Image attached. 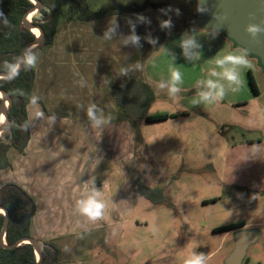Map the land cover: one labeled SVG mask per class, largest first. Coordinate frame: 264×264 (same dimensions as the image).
Wrapping results in <instances>:
<instances>
[{"label": "rangeland", "instance_id": "rangeland-1", "mask_svg": "<svg viewBox=\"0 0 264 264\" xmlns=\"http://www.w3.org/2000/svg\"><path fill=\"white\" fill-rule=\"evenodd\" d=\"M108 1L110 0H88V3L92 10H97ZM115 1L122 4H141L145 0ZM152 1L164 2L165 6L162 9L148 8L141 13L122 14L92 21V29H95L92 34L99 35L97 40L92 39V59H103L96 64L92 62V68L95 65L97 70H94L101 77L106 75V67H112L113 72H120L122 67H127L132 74L131 67L139 61L143 67V71H140L142 77L153 81L155 92L158 94L153 111L172 113L184 107L190 111L192 126L187 129V135L185 130L175 123L142 127L141 135L145 143L140 142L139 155L129 162L130 169L140 168L145 171L143 183L149 187L161 188L162 193L158 196L161 195L163 199L160 203H152L136 195L137 202L124 212L121 222L109 225L106 230L92 232V246L82 248L78 254L73 252L72 245L65 247L64 254L60 253L61 262L184 264L190 254L189 242L196 241L200 245L196 251L206 255L207 264H223L224 257L232 248L233 239L231 236L225 237L224 232L213 233L212 228L246 221L256 223L253 228L261 233L260 241L249 249L248 257L251 264H264V73L258 61L249 56L252 67L241 70L242 87L235 93L228 91L223 101L194 106L192 100L201 90L196 86V82L182 86L177 98L170 97L166 89L160 90L157 87L159 80L153 76L151 67L159 66L161 71L157 69L156 73L157 76H163V80L169 79L173 66L181 69L179 63L164 62L172 57L161 50V46H164L175 58L188 62L186 71H181L182 75L201 70L199 60L189 61L184 57L180 39L173 36L188 32L191 25L197 27V0ZM72 8L74 10V7ZM176 9L180 10L179 15L176 14ZM70 15L71 12H68L62 20L54 44L62 45L63 39L84 40L87 44H73L74 51L82 50L84 44L91 45L88 40L90 22L78 23L79 21L70 19ZM138 15L147 17L150 23L137 22ZM33 17L42 19L38 13L30 17V20ZM169 17L173 27L162 29L160 22ZM129 19L145 28L140 47L123 45L119 28L111 40L104 38L105 25H109L110 21L117 20L119 24H126ZM72 24L76 26L72 27L75 29L73 32L70 27ZM128 33L130 34V30ZM190 33L199 44L205 47L207 45L209 66L205 72L209 76V71L215 68L213 59L228 53L234 45L220 34L214 38L210 34L200 32L199 28ZM148 36L157 39L156 45L148 43L145 39ZM218 39L227 43V49L226 43L224 46L216 45V42H220ZM52 49L53 45L41 49L37 54L38 58L41 59V56H45ZM198 51L201 52V49ZM68 52L75 54L69 49ZM104 59H107V62ZM79 64L82 70H90L88 62L82 61ZM77 65L72 63L69 67L73 66L75 70ZM216 70L220 71L218 68ZM248 71H251L254 78L258 95H254L251 90ZM77 75L81 79L69 77L70 82H66L67 85L71 83L76 90L84 92L83 87L90 86L89 80L95 82L80 72ZM105 82L106 79H96V83L101 85L100 88ZM218 82L226 89L229 88L226 81ZM65 87L72 89V86ZM111 175L110 173L107 178L110 179ZM102 184L113 187L116 184L115 177L111 182L104 181ZM246 188L249 191H246ZM212 199L216 201L208 202ZM106 210L104 218L110 220L114 216L112 207ZM84 240L83 237L74 239L76 243ZM72 242L71 240L68 243Z\"/></svg>", "mask_w": 264, "mask_h": 264}, {"label": "crops", "instance_id": "crops-1", "mask_svg": "<svg viewBox=\"0 0 264 264\" xmlns=\"http://www.w3.org/2000/svg\"><path fill=\"white\" fill-rule=\"evenodd\" d=\"M78 23L88 22L79 21ZM92 24L94 23L91 21L88 30V40L91 45H86L87 43L84 40L66 41L63 39L61 40L64 41L62 45L57 44L58 46H56L53 44V49L49 53L41 56V59L38 58L39 60L35 66L36 78L33 93L40 102H33L27 107L30 130L28 145L23 154L11 151L10 167L0 170V188L9 183L16 184L35 201L32 225L33 237L41 241L54 242L60 253L63 254L65 252L64 248L70 245L73 246L75 254H78L82 248L91 247L92 232L106 230L109 225L121 222L124 218V212L132 208L137 202L136 195L142 196L133 186L131 172L143 170L140 168L139 170L130 169L129 164L137 157L136 155H139L140 142L145 143V139L141 135L142 127L152 126L153 124L175 123L179 128H183L187 135V129L192 126L190 111L184 107L172 113H156L153 111V105L158 99V94L155 92L153 81L142 77L140 71H143V67L139 64V61H135L136 64L130 69L132 74L129 72L128 76H121L119 72H113L112 67H106L105 76L101 77L97 74L95 65L92 68V62L96 64L100 60L103 61V59L98 60L95 57L92 59V39L97 40L99 36L98 34H92V31H95V29H92ZM119 25L121 37L124 38L129 34L130 25L129 23H120ZM105 26L106 29L109 27V25ZM70 27L71 32L75 31V29H72V27H76L75 24ZM193 27L191 25L188 32ZM144 29L143 26L136 23V34L141 38L145 36ZM57 34L58 30L54 43ZM182 35L183 33L173 34L174 37L179 39ZM218 40L220 42H216L217 46H224V43H226L222 39ZM76 42L86 44H84L82 50L74 51L73 44ZM57 43H59V40ZM227 47L226 43V49ZM234 47L229 51L234 50ZM68 49L75 54H70ZM79 51L82 52L78 54ZM206 51L207 45L206 47L202 45L201 53L203 57L199 59L201 70H194L190 74L186 72L187 77L186 74L183 75L182 86L192 84L200 79L211 78L205 72L209 66ZM107 59H104V61L107 62ZM82 61L90 64V70L81 69L79 63ZM110 61L112 60L110 59ZM168 61L179 63L181 69L179 67L177 69L180 72L186 71L188 67V62L185 59H177L176 57L173 61L172 57H169L164 62ZM210 61L212 62L211 59ZM72 63L78 64L75 70L73 66L69 67V64ZM151 68L156 79L167 81L163 80V76H157L156 72L161 71L159 66L156 65ZM78 72L87 75V79L95 80L93 83L92 80H89L90 86L83 87L84 92L76 90L71 83L66 84L67 81L70 82L69 77L81 79L77 75ZM98 78L106 79V84L104 83L105 85L102 88H100V84L96 83ZM130 80H143L154 90L155 100L148 110V115L177 114L178 116L160 122H149L142 119L136 123H130L122 107L116 103L113 96L115 92L122 90ZM109 81H111L110 84ZM65 86H72V89ZM93 104L102 110V113L98 112V115H102L105 119L110 118V122L102 128L92 127L87 116L86 110ZM201 108H203L202 105ZM82 111L85 113H82ZM143 172L144 181L145 171ZM110 173L112 175L108 179ZM113 177L116 181L113 187L109 188L106 185H101L104 181L111 182ZM93 189H97L102 193L106 209L112 207L114 216L110 220L105 219L103 216L102 219L93 222L80 215L76 210L77 201L93 194ZM246 191H249V189L246 188ZM106 209L105 211H107ZM239 222H244L245 226L230 231H222L225 237L231 236L233 239L232 248L224 259L234 247V233L236 230L255 229L257 231L256 239H254L249 249L260 241L261 233L258 229L253 228L257 225L256 223ZM215 228L218 227L212 228L213 233H217L214 231ZM79 237H83L85 240L76 243L74 239ZM71 240L73 242L68 243ZM61 261L62 259L58 264H62ZM243 264H251L248 252Z\"/></svg>", "mask_w": 264, "mask_h": 264}, {"label": "trees", "instance_id": "trees-1", "mask_svg": "<svg viewBox=\"0 0 264 264\" xmlns=\"http://www.w3.org/2000/svg\"><path fill=\"white\" fill-rule=\"evenodd\" d=\"M40 1L43 3L44 8L37 13L42 16V19L33 17L31 22L40 26L45 33L46 41L41 49L51 47L54 44L58 26L68 12H71L70 19L72 20L91 22L115 15L141 13L148 8L162 9L165 6L164 2L156 3L152 0H145L141 4H122L110 0L99 9L92 10L88 0ZM33 6L34 3L31 0H4L0 2V12L4 14L7 20L5 23L3 19H0V73H9V65L17 64L23 48L36 38L33 31L22 25L23 16ZM72 7H74V10ZM41 49L35 51L34 54L37 55ZM35 78V67L25 69L23 66L14 77L0 78V89L5 90L12 99V104L8 108L11 133L7 137H0V170L10 167L11 151L23 154L28 145L30 130L27 107L33 103V99H35V102H40L33 93ZM248 80L253 94L258 95L257 86L250 71H248ZM113 96L116 103L122 107L130 123H136L142 119L149 122H160L178 116L177 114L148 115V110L155 100V92L143 80H130L122 90L115 92ZM1 103L2 99L0 98ZM6 140H10V142L6 144ZM131 173L135 190L146 199L154 203H160L163 198L158 194L162 193V189L145 186L143 171H132ZM212 201H216V199L208 202ZM0 204L8 210L10 215L4 237L6 244L13 246L22 238L33 237L34 199L18 185L9 183L0 188ZM3 224L4 215L0 213V233ZM243 226H245L244 222L231 223L215 228L214 231H230ZM39 241L43 244L41 248L42 264H58L60 262V251L55 243L52 241ZM0 264H37L34 247L29 243H22L16 247H4L0 243Z\"/></svg>", "mask_w": 264, "mask_h": 264}, {"label": "clouds", "instance_id": "clouds-1", "mask_svg": "<svg viewBox=\"0 0 264 264\" xmlns=\"http://www.w3.org/2000/svg\"><path fill=\"white\" fill-rule=\"evenodd\" d=\"M163 11V10H162ZM176 14H180V10H175ZM197 12L201 14H207L211 10L206 5V0H198ZM166 14V13H165ZM213 21L209 23L206 27L200 28V32L204 34H210L212 37H218L221 31L218 23L216 21H223L226 16L219 14H212ZM0 19H3L6 23L7 20L4 14L0 12ZM137 22L139 23H150V20L143 15L137 16ZM130 25V34L123 38V45L127 46L129 44L140 47L141 37L136 34V23L131 19L128 20ZM160 27L162 29H171L173 23L171 18L162 20L160 22ZM119 28V23L117 20L110 21L109 27L104 33V38L106 40H111L113 36L117 33ZM195 27L190 31L195 32ZM244 32L251 40H256L259 36L264 35V21L260 23L250 22L245 25ZM148 43L156 45L157 39L151 36L145 37ZM180 48L182 49L184 57L189 61L199 60L202 53L198 49L202 48V45L197 42V40L190 35L189 32L183 33L180 39ZM161 50L164 51L166 55H171L173 61L175 56L169 52V50L161 46ZM38 57L31 51H26L21 57L18 58V63L9 65L10 74L14 77L17 74V69L22 65L25 69H32L36 66ZM215 68L209 71L210 77H217L218 79H200L196 82V86L200 88L196 93V97L193 98L192 103L194 106L200 104H214L219 103L224 100L228 91L233 93L240 90L243 85V80L241 78V70L248 69L252 67V62L249 59V53L246 49L237 47L232 51L224 55L217 56L213 59ZM220 69L217 71L216 69ZM129 69L127 67H122L120 69L119 75L128 76ZM219 80L226 81L229 88L226 89L225 86L219 83ZM111 81H109V84ZM183 85V75L182 73L173 66L170 71V77L167 81H159L157 87L160 90H167L168 95L173 98H177L179 93L182 91L181 86ZM23 94V93H21ZM35 102V99H33ZM87 116L89 121L94 128H102L104 125L110 122V118H103L102 115H98V112L102 113V110L93 104L87 108ZM106 209V203L102 198V193L93 189V194L88 195L86 198H82L76 203V210L82 216H85L90 221H97L102 219ZM190 254L187 259H185L184 264H207L206 255L204 253L196 251L200 247L199 243L196 241L189 242Z\"/></svg>", "mask_w": 264, "mask_h": 264}, {"label": "water", "instance_id": "water-1", "mask_svg": "<svg viewBox=\"0 0 264 264\" xmlns=\"http://www.w3.org/2000/svg\"><path fill=\"white\" fill-rule=\"evenodd\" d=\"M4 0H0L2 2ZM34 6L29 9L23 16L22 25L31 31L37 30L39 34L33 42L27 44L20 53L21 57L26 51L35 52L41 49L46 41V36L43 29L40 26L33 24L30 20V15L34 12H39L44 8L43 3L40 0H31ZM198 4V0H197ZM207 7L211 12L207 14H201L197 12V26L198 28H204L209 23L214 22L212 14H219L226 16L223 21H216L221 28L220 34L227 40L232 42L236 47L246 49L249 56L255 58L259 66L264 73V35L259 36L256 40L248 38L244 32L246 24L260 23L264 21V0H206ZM49 19V18H48ZM33 48V50H31ZM22 65L17 69V73L20 71ZM12 77L10 72L0 73V78ZM0 98L2 103L0 104V137H7L11 133V122L8 117V108L12 104L11 96L5 91L0 89ZM3 118V120H1ZM10 140H6L8 144ZM0 211L4 215V224L0 233V243L4 247H16L22 243L32 244L34 247L37 264H42L41 248L43 244L36 238L25 237L17 241L13 246H8L4 240L10 215L6 208L0 204ZM257 231L255 229H238L234 233V247L229 255L224 259L223 264H243L247 256L249 247L256 239Z\"/></svg>", "mask_w": 264, "mask_h": 264}, {"label": "bare ground", "instance_id": "bare-ground-1", "mask_svg": "<svg viewBox=\"0 0 264 264\" xmlns=\"http://www.w3.org/2000/svg\"><path fill=\"white\" fill-rule=\"evenodd\" d=\"M35 13H37V12L32 13V14L30 15V17H32L33 15H35ZM33 32L37 35V30H33ZM1 120H3V118H1Z\"/></svg>", "mask_w": 264, "mask_h": 264}]
</instances>
